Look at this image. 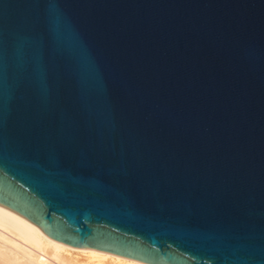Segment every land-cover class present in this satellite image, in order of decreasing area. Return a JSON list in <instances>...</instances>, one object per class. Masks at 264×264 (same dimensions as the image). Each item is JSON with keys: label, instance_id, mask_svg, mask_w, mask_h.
<instances>
[{"label": "water", "instance_id": "1", "mask_svg": "<svg viewBox=\"0 0 264 264\" xmlns=\"http://www.w3.org/2000/svg\"><path fill=\"white\" fill-rule=\"evenodd\" d=\"M0 206L145 264H264V0H0Z\"/></svg>", "mask_w": 264, "mask_h": 264}, {"label": "bare ground", "instance_id": "2", "mask_svg": "<svg viewBox=\"0 0 264 264\" xmlns=\"http://www.w3.org/2000/svg\"><path fill=\"white\" fill-rule=\"evenodd\" d=\"M70 251L85 254L86 263L80 258L84 264H145L108 252L76 248L55 241L35 224L0 206V264H80V259L77 263L73 256V259L66 256Z\"/></svg>", "mask_w": 264, "mask_h": 264}, {"label": "rangeland", "instance_id": "3", "mask_svg": "<svg viewBox=\"0 0 264 264\" xmlns=\"http://www.w3.org/2000/svg\"><path fill=\"white\" fill-rule=\"evenodd\" d=\"M77 253H78V254H77ZM80 253H81V252H76V253H75V252H73V251H72V253H71V251H70L69 254L66 253V256H67V255H68V256H71V258H72V256H73L74 259H73V258H72V259H73L74 261H77V263H78L79 259L81 258V259H83V261L86 263V261H87V257H85V254L82 253L83 255H81ZM72 254H73V255H72ZM74 255H75V256H74ZM77 255H79V256H77ZM68 256H67V257H68ZM80 256H81V257H80ZM75 258H76V260H75ZM81 259H80L79 263L82 261ZM83 261H82L80 264H84Z\"/></svg>", "mask_w": 264, "mask_h": 264}]
</instances>
